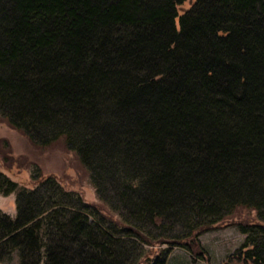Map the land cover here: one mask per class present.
<instances>
[{"label":"trees","instance_id":"trees-1","mask_svg":"<svg viewBox=\"0 0 264 264\" xmlns=\"http://www.w3.org/2000/svg\"><path fill=\"white\" fill-rule=\"evenodd\" d=\"M185 1L0 0V119L61 141L99 203L0 170V262L140 264L244 208L264 264V0Z\"/></svg>","mask_w":264,"mask_h":264},{"label":"rangeland","instance_id":"rangeland-1","mask_svg":"<svg viewBox=\"0 0 264 264\" xmlns=\"http://www.w3.org/2000/svg\"><path fill=\"white\" fill-rule=\"evenodd\" d=\"M191 3L192 0H186L178 9L182 11ZM0 170L26 187L35 186L32 173L39 170L42 177L52 175L64 188L75 190L86 202L99 205L86 171L61 141L44 148L34 146L25 135L2 119ZM0 209L15 216L13 193L7 196L0 194ZM252 222H257L254 211L238 208L231 216L200 233L193 243H188V249L167 244L144 245L145 254L140 264H152L162 248L169 249L166 260L170 264H252L245 260V234L239 229V224ZM0 264H15V258Z\"/></svg>","mask_w":264,"mask_h":264}]
</instances>
